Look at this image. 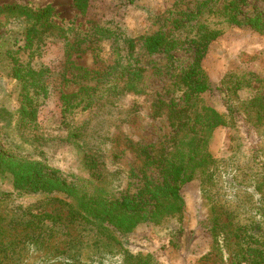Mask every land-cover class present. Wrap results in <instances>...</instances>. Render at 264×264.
I'll return each mask as SVG.
<instances>
[{"label": "rangeland", "instance_id": "rangeland-1", "mask_svg": "<svg viewBox=\"0 0 264 264\" xmlns=\"http://www.w3.org/2000/svg\"><path fill=\"white\" fill-rule=\"evenodd\" d=\"M229 1L89 0L87 13L81 16L71 0H0V6H50L51 24L61 30L31 27L21 18L0 15V149L16 158L40 161L80 194H117L129 179V162L115 161L111 153L116 143L105 138L116 139L125 134L135 143L153 145L172 134L171 123L178 126L189 118V111L181 109L183 89L174 91L169 76L190 65L192 43L199 39L200 27H205L219 31L220 36L210 43L201 62L211 87L204 98L219 113H226L228 103L239 110L233 115L231 126L213 131L209 152L217 160L227 159L237 150L252 154L261 143L241 105L255 95V89L264 94V34L248 26L229 25ZM245 1L240 7L242 18L257 14L264 18V0ZM201 4L204 5L197 14L196 8ZM180 11L196 15L173 31V20ZM97 30H107L112 36L100 37ZM158 30L169 33L179 44L170 57L144 55L138 48L133 55V66L138 63L146 68L147 96L135 97L129 104L139 105L138 110L145 115L143 123L121 127L118 109L105 101L96 108L98 113L85 109V102L63 113L62 95L96 86V81L72 75L69 64L109 71L117 67L118 54L126 53V40ZM77 41L82 42L78 45ZM14 67L22 72H46V95L30 92L37 110L36 125L25 130L16 126L21 80L13 77ZM226 75L241 76L250 86L233 93L232 80L227 79L222 88ZM80 99H71L70 103L74 106ZM169 99L174 101L175 113L167 107ZM125 114L126 110L121 113ZM88 121L87 132L78 139L67 140L69 130ZM200 187L195 179L183 185L182 214L158 224H141L127 236H118L121 248L113 244L92 247L87 244L89 238L83 239L82 246H74L72 239L80 232L70 224L67 207L49 203L52 197L69 202L65 195L18 191L10 175H0V264H126L122 251L151 254L158 264H233L226 250H219L215 256L212 213ZM45 214L51 218H43Z\"/></svg>", "mask_w": 264, "mask_h": 264}, {"label": "trees", "instance_id": "trees-1", "mask_svg": "<svg viewBox=\"0 0 264 264\" xmlns=\"http://www.w3.org/2000/svg\"><path fill=\"white\" fill-rule=\"evenodd\" d=\"M71 1L74 10L85 16L89 0ZM245 2L230 0L227 3V23L248 26L253 31L264 34L263 17L258 14L251 18L241 17L240 7ZM203 5L196 8L197 14ZM179 14L182 16L180 19ZM0 15L21 18L31 27L60 30L51 24L50 6L32 9L21 5H2ZM194 15L195 12L191 11L177 13L172 23L173 31ZM198 34L199 39L192 43L194 51L190 65L171 72L169 76L172 78L169 85L174 91L183 89L181 109L189 111V118L179 122L178 126L171 123L169 126L173 129L172 134L153 145L135 143L125 134L119 136L120 141L119 137L105 138L116 143V148L111 153L112 158L118 162H129V179L122 183L124 188L117 194L109 195L99 191L80 194L76 187L67 184L40 161L16 158L0 149V175H10L15 190L48 195L63 194L69 199L66 202L52 197L49 203L67 207L70 224L80 232L72 239L74 246H82L83 239L89 238L87 244L92 247L113 244L121 248L118 236H127L141 224H158L181 215L184 201L180 189L195 179L199 180L201 194L210 205L215 256L223 249L231 255L233 264H264V94L255 89V95L241 105V111L248 116L249 124L255 129L261 146L250 155L241 154L237 150L227 159H214L208 149L213 131L218 127L231 126L233 115L239 110L228 103L226 113L222 114L205 100L204 96L211 91V87L201 62L208 46L220 36V32L200 27ZM97 35L112 36L107 30H97ZM81 42L77 41V44ZM125 43L126 53L118 54L117 67L109 71H92L69 64L72 75L82 80L96 81V86H86L74 94L62 95L65 106L63 113L83 102L85 109L92 108L98 113L96 108H101L105 101L106 105L113 104L118 109L121 127L143 123L145 115L138 110L139 105L132 107L129 104L135 97L147 96L144 88L146 68L139 66L137 62L134 67L133 55L138 48L144 55L163 54L170 57L179 43L169 33L160 30L128 39ZM66 54L69 57L70 53ZM12 72L15 79L21 80L16 126L25 130L36 125L37 110L32 104L30 92L46 95V72L34 69L22 72L19 67H14ZM227 79L232 80L233 93L250 86L241 76L226 75L222 88ZM102 86L107 88L103 92L102 89L97 91ZM108 87L113 89L109 90ZM77 97L81 99L73 106L71 99ZM128 104L129 109L126 108ZM173 104L174 101L169 99L167 107L172 112ZM124 110L126 114L121 115ZM88 125L89 121L69 130L67 140L80 138L83 132H87ZM99 176L103 177L101 174ZM43 218L51 217L45 214ZM122 252L126 264H158L151 254L143 256Z\"/></svg>", "mask_w": 264, "mask_h": 264}]
</instances>
